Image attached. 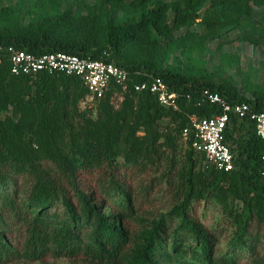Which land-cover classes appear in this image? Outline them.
Masks as SVG:
<instances>
[{
  "label": "trees",
  "instance_id": "obj_1",
  "mask_svg": "<svg viewBox=\"0 0 264 264\" xmlns=\"http://www.w3.org/2000/svg\"><path fill=\"white\" fill-rule=\"evenodd\" d=\"M216 2L213 4L216 5ZM168 6L174 11L178 26L188 25L197 17L194 0H176L170 5L160 3L142 12L139 20L131 24L108 28L103 41L91 51L57 39L54 32L59 28L60 21L47 24L49 27L47 26L42 34L27 35L18 30H5L0 33V46L13 45L33 53L60 50L95 59H102L110 52L115 53L119 59L122 58L120 54L124 45L137 40L146 30L152 29L161 37L171 35L172 26L166 20ZM203 22L209 33H212L221 21L206 18ZM116 58L112 55L117 64L129 70L130 80L124 88L113 85L99 98L107 103L115 92L126 94L123 110L114 121L103 124L102 129L94 122L85 121L82 126L75 122L74 106L85 92L88 93L79 79L63 73L46 71H40L34 76L13 75L10 72L7 52L4 49L0 50V164L6 165L4 170L0 169V184L8 183L12 171L22 176L27 183L26 203L11 198L9 207L12 211L7 215L14 212L11 216L24 222L28 231L22 247L14 248L4 229L6 217L0 213V264L18 258L34 261L44 259L48 255L74 257L79 254L97 263L123 264L130 250L128 248L130 237L115 220H109L99 213L95 199L98 188L103 191V195L110 190H118L126 203L127 212L129 214L134 212L137 198L128 188L123 187L119 164L116 161L117 155L120 154L127 155V158L132 157L133 163L139 164L138 168L145 167L142 162L144 160L140 158L143 156L141 154H152L160 160L159 162L164 161L165 164L162 162L161 164L167 170V174L162 172V175L166 174L169 184L175 179L174 185L178 190L177 200L169 212L170 215L179 217L178 224L172 229L163 219L153 223L149 235L145 238L143 250L133 256L131 264H155L153 257H157V252L154 253L156 248L152 245L153 240L169 234L171 229L172 235L178 232H191L196 235L202 242V256L207 262H211L212 239L190 211L193 201L201 197L205 188L209 189L210 186L217 185L220 180L228 177L234 179L232 177L238 174L242 181L247 182L253 193L252 199L261 212L259 216L264 219V183L261 181L259 171H264L260 163V158H264L262 155L264 140L256 135L250 119L230 116L224 136L234 155L235 168L230 172H223L204 162L203 171L208 173L207 178L199 177L195 171L197 163L194 155L203 160L205 158L191 146V137L184 140L187 148L179 151L183 157L180 160L176 158L175 153L176 135L159 132L157 129L153 130L150 136L148 132V128L155 121L167 117L176 122V130L182 137L181 132L189 124V116L193 114L199 117L210 116L220 112L219 105L210 103L202 97L201 92L204 88L217 91L230 101H245L257 111H264L263 101L258 98L253 101L246 100L225 85H213L209 81L202 84L178 72L157 70L145 63L142 65L121 63ZM141 71L160 76L180 94L177 109L162 107L153 94L148 91L137 92L132 88L133 82H139L144 78L136 73ZM20 88L24 89L22 93L27 95L25 98L20 96L22 93L17 92ZM8 104L12 105L13 109L3 115L2 112ZM50 123L57 127L55 138L58 144L39 146L38 150L43 151L42 155H39L32 147L33 143H37V139L30 130L33 125V129L51 127ZM141 125L148 133L136 135ZM238 134L243 136L241 141L236 139ZM25 137H28V145L24 142ZM230 143L234 144L235 150ZM165 145L174 151L170 156L166 155L165 160H161L166 154V148H169H164ZM43 157L56 163L60 172L53 175L39 167L37 162ZM94 168L96 169L92 171ZM86 172L89 175L81 179L80 175ZM87 180L90 182L88 190L84 185ZM150 182L147 184L148 189L152 186ZM233 185L235 188L239 186L235 180ZM56 202L62 204L70 221L69 225L66 224L59 230L51 229L49 224H45L46 214ZM250 209L247 210V214L251 212ZM95 216L97 220L92 239L90 242H84L80 239L81 225ZM245 221L244 217L237 218L238 236L245 229Z\"/></svg>",
  "mask_w": 264,
  "mask_h": 264
},
{
  "label": "rangeland",
  "instance_id": "obj_2",
  "mask_svg": "<svg viewBox=\"0 0 264 264\" xmlns=\"http://www.w3.org/2000/svg\"><path fill=\"white\" fill-rule=\"evenodd\" d=\"M174 1L176 0H0V33L18 30L27 35L42 34L49 27L47 24L60 21L59 28L54 32L57 39L91 51L103 41L108 28L131 24L139 20L142 12L160 3L170 5ZM216 1L194 0L197 17L190 24L181 26L177 25L175 13L168 6L166 20L172 26L170 36L161 37L149 29L141 33L137 40L124 45L120 54L122 58L117 59L115 53H109L121 63H145L157 70L178 72L198 83L209 81L213 85H225L246 100L258 98L264 103V0ZM215 2L216 5L213 4ZM206 18L221 21L212 33L205 27L203 20ZM23 91L20 88L17 92ZM20 96L25 98L27 95L22 93ZM125 99L126 94L118 91L105 103L85 92L74 106L75 122L81 126L85 121L94 122L103 129V124L114 121L123 110ZM53 101L54 98L52 103ZM12 109V105L8 104L2 114H8ZM50 124L51 127L45 126L46 129H33V125L30 130L37 139L32 147L39 155L43 153L38 150L39 146L58 144L55 138L57 127H54V123ZM176 128V122L166 117L155 121L148 132L150 136L157 129L159 132L176 135V158L182 160V153L179 151H184L187 146ZM146 131L141 125L136 135L147 134ZM241 134L236 136L239 141L243 138ZM24 142L28 145V137H25ZM230 145L235 150L234 144ZM172 149L166 148V154L161 160H165L166 155L170 156L174 151ZM141 155L145 165L141 167L143 169L138 168L139 164L133 163L132 157L127 158L123 154L116 157L123 187L128 188L137 198L134 212H127L126 203L118 190H110L103 195V191L98 188L95 193L99 213L109 220H115L130 237V250L123 264H131L133 256L143 250L145 238L153 223L163 219L166 225L174 229L179 221V217L169 214L170 207L178 197L176 180H171L172 184L167 182V170L161 164H165L164 161L159 162L152 154ZM194 158L198 176L207 178L208 173L203 171L205 161L196 154ZM260 163L264 169V158H260ZM37 164L50 174L60 172L56 163L49 158L43 157ZM4 165L0 164L1 170L5 169ZM259 171L264 183V171ZM162 172L166 174L162 175ZM88 175L86 172L80 177L84 179ZM232 178L234 179L228 177L209 189L205 188L201 197L192 203L191 215L200 221L213 242L211 262H207L202 256V242L196 235L191 232L172 235L171 229L169 234L153 240L152 245L156 248L154 253L157 252V257H153L155 264H264V219L259 216L261 212L252 199L253 193L247 182L242 181L238 174ZM234 180L239 185L237 189L233 187ZM149 182L152 184L150 189L147 188ZM92 183L93 180L91 185ZM84 185L88 190L89 180ZM26 195L27 183L16 172H10L8 183L0 184V213L6 217L4 229L11 245L17 249L22 247L28 234L27 225L11 216L14 212L7 213L12 211L9 207L11 198L26 203ZM249 208L252 216L247 214ZM242 217L246 220L245 229L238 236L237 218ZM96 218L95 216L81 225L80 239L84 242L91 241ZM45 224H49L54 230L70 224L61 203L56 202L48 210ZM1 264L113 263H97L79 254L74 257L48 255L34 261L18 258Z\"/></svg>",
  "mask_w": 264,
  "mask_h": 264
},
{
  "label": "built area",
  "instance_id": "obj_3",
  "mask_svg": "<svg viewBox=\"0 0 264 264\" xmlns=\"http://www.w3.org/2000/svg\"><path fill=\"white\" fill-rule=\"evenodd\" d=\"M2 49L8 54L13 75L34 76L40 71H46L74 76L82 82L88 94L96 99L103 97L113 85L124 88L130 80L129 70L117 64L110 53L102 59H95L60 50L33 53L13 45L0 46ZM136 73L144 78L133 82L132 88L135 91H148L162 107L178 108L180 94L163 78L144 71ZM201 95L210 103L219 105L221 111L210 116H189V124L181 132L182 138L185 140L191 137V146L204 155L205 163L219 171L230 172L235 168L234 155L224 136L230 116L250 119L256 135L264 140V111L254 110L245 101H230L208 88H204Z\"/></svg>",
  "mask_w": 264,
  "mask_h": 264
}]
</instances>
